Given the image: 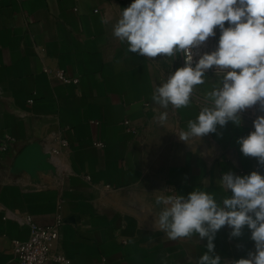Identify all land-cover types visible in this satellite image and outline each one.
<instances>
[{
    "label": "crops",
    "instance_id": "obj_1",
    "mask_svg": "<svg viewBox=\"0 0 264 264\" xmlns=\"http://www.w3.org/2000/svg\"><path fill=\"white\" fill-rule=\"evenodd\" d=\"M131 0H0V264H18L13 242L27 238V217L40 225L61 219L45 264H192L207 251L195 234L168 240L154 228L155 197L227 193L226 172L248 175L264 165L240 151L238 138L254 130L240 113L215 132L179 138L203 107L163 111L156 87L182 67L174 58L127 51L113 25ZM195 92L209 100L201 87ZM64 141L66 144H64ZM33 148L34 168L18 159ZM222 226L213 254L233 264L255 252L251 230L239 237ZM62 255L70 263L55 260Z\"/></svg>",
    "mask_w": 264,
    "mask_h": 264
},
{
    "label": "clouds",
    "instance_id": "obj_2",
    "mask_svg": "<svg viewBox=\"0 0 264 264\" xmlns=\"http://www.w3.org/2000/svg\"><path fill=\"white\" fill-rule=\"evenodd\" d=\"M217 27L220 34L214 50L199 54L193 63L198 54L193 50L215 37ZM113 36L126 44L127 51L141 56L183 54L184 65L153 92L164 109L156 117L161 125L168 118L169 106L187 107L196 86L205 84L207 71L215 68L216 83L206 92L211 103L188 121L186 130L178 129L183 141L215 132L217 125L228 121L238 125L240 113L258 102L264 110V0H131L113 25ZM253 126L237 143L243 155L256 157L264 165V115L257 116ZM219 185L226 193L231 191L219 202L199 188L187 195L160 191L155 197L160 208L154 228L172 241L195 234L207 238V251L195 264H221V257L213 254L216 233L227 225L230 236L239 237L246 225L255 252L233 264H264V175L226 172Z\"/></svg>",
    "mask_w": 264,
    "mask_h": 264
},
{
    "label": "built area",
    "instance_id": "obj_3",
    "mask_svg": "<svg viewBox=\"0 0 264 264\" xmlns=\"http://www.w3.org/2000/svg\"><path fill=\"white\" fill-rule=\"evenodd\" d=\"M225 24L227 26V22H225ZM219 34V29L217 27L215 37H209L205 44H203L198 50H193L194 52L198 53L196 56H194L193 63H195V60L198 59L199 54L214 50ZM181 61L184 65V57L182 53ZM206 75H215V68L209 69ZM192 99L203 106L209 105L211 103L210 100H207L206 98L195 93L193 94ZM242 112H245V114L253 119H256V117L259 115H264V110L261 109L259 102L250 108H246ZM10 141L11 138L9 136H0V154L8 151ZM64 144H66L65 141ZM27 222L30 228V234L27 238H19L14 240V257L18 264H45V262L52 256L51 251L54 242L59 238V226L61 224V219L56 220V222L52 225H40L36 223L31 217H27ZM54 258L55 260L61 262L70 263L69 259L60 254L56 255Z\"/></svg>",
    "mask_w": 264,
    "mask_h": 264
},
{
    "label": "water",
    "instance_id": "obj_4",
    "mask_svg": "<svg viewBox=\"0 0 264 264\" xmlns=\"http://www.w3.org/2000/svg\"><path fill=\"white\" fill-rule=\"evenodd\" d=\"M38 153L33 148H27L23 150L19 156L20 162L29 169L35 167L38 160Z\"/></svg>",
    "mask_w": 264,
    "mask_h": 264
},
{
    "label": "rangeland",
    "instance_id": "obj_5",
    "mask_svg": "<svg viewBox=\"0 0 264 264\" xmlns=\"http://www.w3.org/2000/svg\"><path fill=\"white\" fill-rule=\"evenodd\" d=\"M216 79H217L216 75H207L205 84L197 85L196 88H200L201 87L202 92H204V93L207 92V91H210L212 89V87L215 85ZM194 93L199 95V93H197L195 91H194ZM202 97H203V95H202Z\"/></svg>",
    "mask_w": 264,
    "mask_h": 264
}]
</instances>
